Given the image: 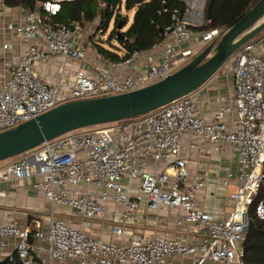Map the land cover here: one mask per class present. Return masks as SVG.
Returning <instances> with one entry per match:
<instances>
[{
  "label": "built area",
  "instance_id": "1",
  "mask_svg": "<svg viewBox=\"0 0 264 264\" xmlns=\"http://www.w3.org/2000/svg\"><path fill=\"white\" fill-rule=\"evenodd\" d=\"M63 1L70 0H44L39 3L40 11L22 9L25 23L5 27L27 41L42 39L47 50L30 44L11 66L10 76L0 80V132L71 101L151 85L173 74L224 34L218 29L194 30L206 24L209 0H180L184 8L173 10L164 41L152 48L157 51L153 57L146 59L145 51H135L125 61H109V68L96 77L78 70L72 88L62 91L58 84L39 77L34 66L50 54L74 60L86 55L87 46L76 44L75 33L81 26L73 25L72 31L49 18L60 11ZM92 32L97 33V27ZM11 47L4 45V49ZM138 60L141 71L120 80L117 71L134 66ZM224 69L231 72L235 94L210 118L198 113L191 93L136 117L68 132L6 160L8 163L0 167V180L35 177L33 186L52 205L76 211L82 226L115 214L109 207L111 201L120 207L122 219H142L145 223L149 219L140 214L143 203L149 210L181 208L183 221L204 233L199 243L154 236L136 237L127 245L113 244L52 213L46 231L23 228L15 221L0 223V248L8 247L9 239L14 238L10 261L41 264L46 254L44 264H167L171 257H193L194 264H249L243 242L253 205L258 219L264 221V38L240 47L214 76ZM189 134L194 136L190 150L199 151L206 143H228L236 150L240 172L237 189L230 195L234 206L224 220L215 219L195 202L194 195L205 189L207 178L188 169L183 139ZM150 160L164 163L165 169L151 168ZM123 179L129 183L138 179L140 195L125 190ZM232 180V173H228L222 183L229 186ZM113 233L120 237L123 229L115 227Z\"/></svg>",
  "mask_w": 264,
  "mask_h": 264
},
{
  "label": "crops",
  "instance_id": "2",
  "mask_svg": "<svg viewBox=\"0 0 264 264\" xmlns=\"http://www.w3.org/2000/svg\"><path fill=\"white\" fill-rule=\"evenodd\" d=\"M36 11H40L39 5ZM43 15L46 16V14ZM25 21L26 12L21 7H9L4 0H0V80L10 76L11 66L18 62L19 57L30 44H36L47 50L42 39L27 41L5 28L8 23L23 24ZM99 22V19H96L93 23L80 25L81 30L75 33L76 44L87 46L86 55L81 60L66 59L61 55L50 54L35 64L34 71L36 74L52 84H58L62 91H68L74 84L75 73L78 70L96 77L102 70L108 69V63L111 60L97 50L94 40H98V38L93 39L86 36V28L92 30ZM4 45H11L12 47L4 49ZM156 53L155 49L147 50L145 51V58L149 59ZM141 60H138L134 66H124L121 71H117L118 78L122 80L129 73L140 72L142 69V65H139ZM192 94L196 100L198 113L205 118H210L214 110L234 97L235 88L230 70L220 71ZM193 139L192 134L183 139L185 146L183 155L187 159L188 169L192 173H203L207 178L205 189L194 195L195 202L200 209L210 212L215 219L224 220L234 206L230 195L237 189L236 177L240 172L238 155L235 148L228 143H206L204 148L199 151L190 150L188 145ZM5 163L8 162H0V167ZM149 164L153 169L157 168L160 171L165 169L162 162L155 164L150 160ZM228 173H232L233 180L229 186H225L222 181ZM35 180V177L11 181L0 180V223L6 224L15 221L23 228L34 231L40 228L46 231L49 225V217L54 213L73 226L82 228L104 241L118 245H127L136 237L163 236L168 239H178L187 244L199 243V240L204 237V233L198 226L183 221V209L162 207L159 210H149L146 209L145 203H143L144 208L140 214L147 216L148 223L142 219L137 222L131 219H122L118 212L120 207L111 201L109 207L115 211V214L109 215L104 220H91V225L82 226L81 217L76 211L61 205H52L42 191L33 186ZM138 182V179L131 183L128 179L121 181L124 189L133 196L140 195ZM179 221L181 223H178ZM115 227L123 229L122 236L117 237L113 233ZM14 252V238H11L8 247L0 248V264H20L19 261L12 262L9 259ZM41 258V264L48 261L46 254ZM194 262L193 257H171L167 264H194ZM206 264L217 263L208 261Z\"/></svg>",
  "mask_w": 264,
  "mask_h": 264
},
{
  "label": "water",
  "instance_id": "3",
  "mask_svg": "<svg viewBox=\"0 0 264 264\" xmlns=\"http://www.w3.org/2000/svg\"><path fill=\"white\" fill-rule=\"evenodd\" d=\"M210 7L209 3L208 17ZM70 27L74 31V27ZM263 31L264 0H260L236 25L164 79L128 93L71 101L13 129L1 131L0 162L68 132L136 117L191 94L213 78L240 47Z\"/></svg>",
  "mask_w": 264,
  "mask_h": 264
},
{
  "label": "trees",
  "instance_id": "4",
  "mask_svg": "<svg viewBox=\"0 0 264 264\" xmlns=\"http://www.w3.org/2000/svg\"><path fill=\"white\" fill-rule=\"evenodd\" d=\"M4 1L9 7H21L27 12L36 11L40 3L38 0ZM259 1L209 0L210 17L207 15L206 24L194 30L218 29L225 33ZM183 8L184 3L180 0H111L110 4H103L99 0H70L63 1L60 11L49 18L52 22L68 26H84L99 19L96 27L100 39L94 40L97 50L113 62H122L135 51H147L163 42L164 31L172 23L173 10L182 11ZM122 10L126 14H122ZM130 11H134L132 21L128 16ZM104 35H107L106 38H103ZM261 195L256 198L255 203L260 200ZM243 246L247 263L264 264V221L258 219L256 214L251 215L250 229Z\"/></svg>",
  "mask_w": 264,
  "mask_h": 264
},
{
  "label": "rangeland",
  "instance_id": "5",
  "mask_svg": "<svg viewBox=\"0 0 264 264\" xmlns=\"http://www.w3.org/2000/svg\"><path fill=\"white\" fill-rule=\"evenodd\" d=\"M122 14H126L124 10H122ZM133 15H134V11H133V12L130 11V12L128 13V16H129V18H130V21H132ZM112 28H113V25H111L110 29L112 30ZM86 32H87V33H86V36H87V37H91V38H93V39L98 38V40L100 39V38H99L100 34H98V33H96V32L93 33L92 30L87 29V28H86ZM106 36H107V35H104L103 38H106ZM263 38H264V31H263L262 33H260L257 37L254 38V42H257V41H259V40H261V39H263ZM253 214L255 215V205H253V206L251 207L250 218H251V215H253Z\"/></svg>",
  "mask_w": 264,
  "mask_h": 264
}]
</instances>
